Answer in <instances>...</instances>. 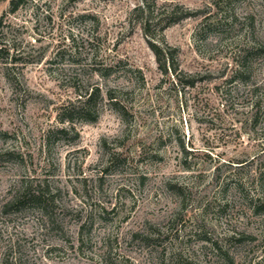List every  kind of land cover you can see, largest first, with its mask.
<instances>
[{"label": "rangeland", "instance_id": "obj_1", "mask_svg": "<svg viewBox=\"0 0 264 264\" xmlns=\"http://www.w3.org/2000/svg\"><path fill=\"white\" fill-rule=\"evenodd\" d=\"M10 1L0 264H264V0Z\"/></svg>", "mask_w": 264, "mask_h": 264}, {"label": "trees", "instance_id": "obj_2", "mask_svg": "<svg viewBox=\"0 0 264 264\" xmlns=\"http://www.w3.org/2000/svg\"><path fill=\"white\" fill-rule=\"evenodd\" d=\"M28 0H11L9 7V14H15L22 5H24ZM187 16V15H185ZM4 16L0 17V25L3 22ZM154 53L157 57V61L162 64L163 71L165 74H168V71L174 73L177 72V67H175V57L170 50L164 51L156 46L153 47ZM112 92V91H111ZM109 92V99L114 105L118 104V99L115 95ZM99 89L89 90L84 99L79 101V105L71 106L70 108L64 109L60 113L59 121L63 127L58 130L59 134H65L69 130H74V125L76 120H81L84 123H93L98 119V100L101 96ZM25 200H31L36 204H43V196L41 194L36 195L32 193L31 190L27 189L24 193H20L16 196L14 203L20 205Z\"/></svg>", "mask_w": 264, "mask_h": 264}]
</instances>
